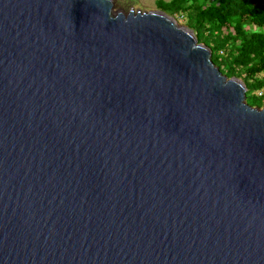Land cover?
<instances>
[{
    "label": "water",
    "instance_id": "water-1",
    "mask_svg": "<svg viewBox=\"0 0 264 264\" xmlns=\"http://www.w3.org/2000/svg\"><path fill=\"white\" fill-rule=\"evenodd\" d=\"M194 29L114 0H0V264H264V108Z\"/></svg>",
    "mask_w": 264,
    "mask_h": 264
},
{
    "label": "trees",
    "instance_id": "trees-1",
    "mask_svg": "<svg viewBox=\"0 0 264 264\" xmlns=\"http://www.w3.org/2000/svg\"><path fill=\"white\" fill-rule=\"evenodd\" d=\"M159 9L185 18L213 61L247 86V101L264 108V0H156Z\"/></svg>",
    "mask_w": 264,
    "mask_h": 264
},
{
    "label": "rangeland",
    "instance_id": "rangeland-1",
    "mask_svg": "<svg viewBox=\"0 0 264 264\" xmlns=\"http://www.w3.org/2000/svg\"><path fill=\"white\" fill-rule=\"evenodd\" d=\"M114 3H115V9L122 11H128L131 7H134L135 9L140 8L142 10L159 9L156 5V0H114ZM175 18L178 20L180 24L186 25L185 18L182 17L181 15Z\"/></svg>",
    "mask_w": 264,
    "mask_h": 264
}]
</instances>
